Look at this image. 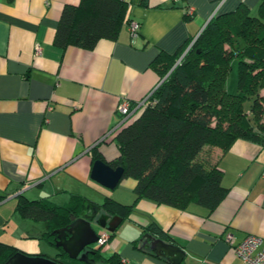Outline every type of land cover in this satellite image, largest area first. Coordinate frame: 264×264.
I'll return each mask as SVG.
<instances>
[{
	"label": "crops",
	"instance_id": "0c3cea01",
	"mask_svg": "<svg viewBox=\"0 0 264 264\" xmlns=\"http://www.w3.org/2000/svg\"><path fill=\"white\" fill-rule=\"evenodd\" d=\"M124 1L136 32L124 23L115 40L84 49L53 43L62 7L80 0H0V243L60 256L64 251L42 237L47 222L23 218L15 208L20 199L60 206L77 195L100 206L95 220L106 218L104 225L92 222L97 236L108 235L104 245H91L100 246L101 262L110 264L114 255L120 264H171L143 245L153 224L163 234L158 238L184 252L178 264H245L233 246L247 235L264 238V145L237 139L224 153L213 150L227 191L212 211L147 198L134 203L135 182L127 178L119 182L127 193L109 198L134 205L124 216L110 215L90 174L93 153L106 163L119 155L118 107L127 101L137 113L160 80L152 66L157 55L174 53L215 13L241 2L255 11L259 0Z\"/></svg>",
	"mask_w": 264,
	"mask_h": 264
},
{
	"label": "trees",
	"instance_id": "16d2710c",
	"mask_svg": "<svg viewBox=\"0 0 264 264\" xmlns=\"http://www.w3.org/2000/svg\"><path fill=\"white\" fill-rule=\"evenodd\" d=\"M127 8L124 0L65 4L53 43L60 48L92 49L101 39L115 40L123 24L131 21ZM233 60L237 62L236 93L226 89ZM152 66L160 80L132 121L115 134L119 155L107 163L123 168L122 179L134 180V203L147 198L181 210L199 205L212 211L227 191L212 148L224 153L237 139L264 145V97L260 94L264 89V0H259L255 11L241 2L215 13L174 53L160 52ZM97 159L103 160L93 153V161ZM82 202L77 195L60 206L20 199L15 209L23 218L47 222L42 237L55 245L53 230L68 226ZM134 203L124 205L105 197L101 207L110 215L124 216ZM149 229L155 237L163 235L153 224ZM16 252L17 248L0 243V264ZM86 252L95 261L103 259L100 246H90ZM62 253L53 259L61 264H87ZM108 261L120 264L114 255Z\"/></svg>",
	"mask_w": 264,
	"mask_h": 264
},
{
	"label": "water",
	"instance_id": "95a60500",
	"mask_svg": "<svg viewBox=\"0 0 264 264\" xmlns=\"http://www.w3.org/2000/svg\"><path fill=\"white\" fill-rule=\"evenodd\" d=\"M212 17V16H211ZM210 17V18H211ZM207 20V22L210 20ZM206 22V23H207ZM205 23V24H206ZM204 24V25H205ZM204 27V26H203ZM202 27V28H203ZM123 168L121 166L112 167L105 161L97 159L93 162L90 177L108 189H114L122 179ZM100 211V206L90 201L82 202L79 214L68 226L53 230L56 235L55 246L61 248L70 259H76L86 247L88 248L97 241V233L92 226L96 221L98 225H104L106 218L100 216L95 220ZM143 245H149L150 249L158 256L164 257L171 264H178L184 252L177 245L166 243L163 239L151 234H145ZM87 252H83L79 259H82ZM4 264H61L58 261L43 255H29L23 252H16L8 258ZM105 264V261L101 262Z\"/></svg>",
	"mask_w": 264,
	"mask_h": 264
},
{
	"label": "built area",
	"instance_id": "2783aa9c",
	"mask_svg": "<svg viewBox=\"0 0 264 264\" xmlns=\"http://www.w3.org/2000/svg\"><path fill=\"white\" fill-rule=\"evenodd\" d=\"M187 15H193V9L188 7L186 9ZM129 29L132 33H135L138 28L136 21H130L128 23ZM179 61V60H178ZM145 101V100H144ZM144 101L139 104L138 107L144 104ZM119 112L123 115V119L120 124H125L128 121H132L134 118L133 112L129 110V104L127 101H123L119 107ZM128 122V123H129ZM108 235L106 232H102L97 238L98 245H104ZM227 242L231 243L233 238L230 234L226 235ZM234 254L241 258L245 264H264V238L256 235H247L240 243L233 246Z\"/></svg>",
	"mask_w": 264,
	"mask_h": 264
},
{
	"label": "rangeland",
	"instance_id": "374dc122",
	"mask_svg": "<svg viewBox=\"0 0 264 264\" xmlns=\"http://www.w3.org/2000/svg\"><path fill=\"white\" fill-rule=\"evenodd\" d=\"M236 64H237V62H236V60H233L232 61V63H231V69H230V71H229V74H228V76H227V80H226V89H227V91L228 92H230V93H236V77H237V67H236ZM260 94H261V96L262 97H264V89H262L261 91H260ZM147 99V98H146ZM145 99V100H146ZM145 102V101H144ZM248 104V103H247ZM247 104H246V106H247ZM129 122V121H128ZM128 122L127 123H125L124 124V126L125 125H127L128 124ZM213 150H214V152H215V150L217 149V150H220V148H218V147H213L212 148ZM97 183V182H96ZM98 184V183H97ZM99 186L102 188V192H104V194H102V197H101V202L103 201V199L105 198V197H111V198H113V199H115L114 197L116 196V197H118V195H124L125 193H127L125 190H126V188L124 187L125 185H124V181L122 182V183H119V185L118 186H116L114 189H108V188H105V187H103L102 185H100L99 184ZM113 195V196H112Z\"/></svg>",
	"mask_w": 264,
	"mask_h": 264
},
{
	"label": "flooded vegetation",
	"instance_id": "af4514ba",
	"mask_svg": "<svg viewBox=\"0 0 264 264\" xmlns=\"http://www.w3.org/2000/svg\"><path fill=\"white\" fill-rule=\"evenodd\" d=\"M56 236V235H55ZM86 249H88L87 247L83 250V251H81V253L78 255V257L76 258V259H79V256L86 250ZM47 257V256H46ZM50 258H54V257H50ZM83 260H85V262L87 263V264H101V262H100V260H93L90 256H88V255H85L83 258H82ZM105 264H108L107 262L105 263ZM111 264V263H110Z\"/></svg>",
	"mask_w": 264,
	"mask_h": 264
}]
</instances>
